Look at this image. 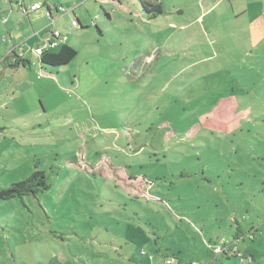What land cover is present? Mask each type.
I'll return each instance as SVG.
<instances>
[{"label":"rangeland","instance_id":"374dc122","mask_svg":"<svg viewBox=\"0 0 264 264\" xmlns=\"http://www.w3.org/2000/svg\"><path fill=\"white\" fill-rule=\"evenodd\" d=\"M155 3L0 0V58L23 43L30 61L0 75V189L35 169L50 183L0 198V264H264V37L242 55L216 44L236 4ZM46 4L77 50L53 68L34 51Z\"/></svg>","mask_w":264,"mask_h":264},{"label":"trees","instance_id":"16d2710c","mask_svg":"<svg viewBox=\"0 0 264 264\" xmlns=\"http://www.w3.org/2000/svg\"><path fill=\"white\" fill-rule=\"evenodd\" d=\"M10 1H12V0H10ZM139 2L141 4V7L143 8V11H145L146 13H151V12L155 13V15H153L154 17H156L158 14H163V11H162L159 3H155V2H159V1H156V0H139ZM72 11H74V10H72ZM80 27H82L81 24H80ZM95 27H97L96 24H95ZM2 39L6 40V36L3 35ZM22 44L23 43H19V44L14 45L9 50V52L1 59L0 75H2L4 73V71L8 68H17L20 66L30 65V61H29V59H27L28 56L26 55L27 52L23 48ZM21 49H23V51H24L23 56L19 55V51ZM76 55H77V50L72 45L67 44V42L65 41L64 43L60 44L56 48H51V49L49 48V49L43 51L37 57V59H38V64L40 65L41 68H43V67L53 68V67H59V66L66 65V64L70 63ZM1 131L2 130L0 129V135H1ZM83 169H84V167H83ZM49 187H50V183H49L48 174L46 173V171L43 169H35L26 178H24L22 180L14 181L9 186L0 189V198L1 199H10V198H14V197H21L24 195H36L39 191L47 190V189H49ZM236 236L237 237H235V238H238L239 235H236ZM241 236H242V234H241ZM228 247L229 246H225V248L222 249V252L224 254H227L228 251H232V254L237 256L241 260H244L248 263L253 261V257L250 256L249 254L241 253V252H239V250L237 248H233L231 250ZM167 258H171V259L175 260V258H172V257H167ZM193 261L194 260H191L188 262L179 261V262H177V264L191 263Z\"/></svg>","mask_w":264,"mask_h":264},{"label":"crops","instance_id":"0c3cea01","mask_svg":"<svg viewBox=\"0 0 264 264\" xmlns=\"http://www.w3.org/2000/svg\"><path fill=\"white\" fill-rule=\"evenodd\" d=\"M156 1H160V0H156ZM206 1H207V4L210 3V2H214L211 6H216V4L219 5V4H222L223 2L227 1L228 5L231 7L232 13H235L234 4H236V6H238V13L236 14V16L232 20H229V21L226 20L227 22H222V24L225 27V32L224 33H226V36H225L226 39H224L225 41L224 40L223 41H219V42H216V44L221 45V47L229 46V45H233V44H235V46L241 45L240 49L243 52L242 55L244 53H247V52H248V54L252 53L253 50L259 49V45L262 43V38L264 37V35L259 34L256 37V39H255V37L253 38L251 35H248L249 31L251 32V28H252L251 23H250V26H248V30L247 31L244 29L246 27L245 23L244 24H236L237 23L236 21H238L239 18L249 14L248 10L244 6V3H245L244 0H206ZM248 3L256 4V5L260 6L259 12L256 15L258 16V18L262 17V20H261L262 23H261L260 26L263 27V24H264V10H263L264 9V0H252L251 2L248 1ZM31 4H34V3H31ZM47 5L49 6V4H47ZM39 9L40 8H38L37 10L30 11L29 14L31 12L36 13ZM258 18H253L252 19L250 17V21L253 20V23H256ZM49 26H51V25H49ZM58 29H60V30L65 32V30L63 28H58ZM219 34L221 35L222 33L219 32ZM222 35H224V34H222ZM66 42H67V44H69L68 43V38H67ZM212 44H213V42H212ZM69 45H71V44H69ZM225 50L227 52H230V49H225ZM5 55H3L0 58V62H1V59ZM27 59H29V58H27ZM27 66H30V65H27ZM24 67H26V66H20V67H17V68H8V69H12L14 71V70H17L18 68H24ZM0 68H1V63H0Z\"/></svg>","mask_w":264,"mask_h":264},{"label":"built area","instance_id":"2783aa9c","mask_svg":"<svg viewBox=\"0 0 264 264\" xmlns=\"http://www.w3.org/2000/svg\"><path fill=\"white\" fill-rule=\"evenodd\" d=\"M38 8H40V6L37 4H31L30 6L22 5L20 7V13L24 14L27 17L30 11L36 10ZM53 10H54V14H52L50 6H48V5L45 6V12H46L47 16L49 17L51 26L53 25L54 17H56L55 15H58L60 13H68V11L61 5L58 7L54 6ZM72 10L70 12H72ZM61 15H63V14H61ZM70 21H71L72 25L76 24L77 26H80V22H79V20H77V18H71ZM92 22L95 24L94 21H92ZM53 27L54 26H52L50 29L47 30V32L44 34L41 42H39V44L36 45L34 51H35L37 56H39L43 51H45L49 48L50 49L56 48L60 44L67 41V38H68L67 34L64 31H62L58 28H53ZM23 54H24V51H23V49H21L19 51V55L23 56ZM172 262H173V259H171V258H167L165 260L166 264H172ZM182 264H202V263H198L196 261H193L191 263H182Z\"/></svg>","mask_w":264,"mask_h":264}]
</instances>
